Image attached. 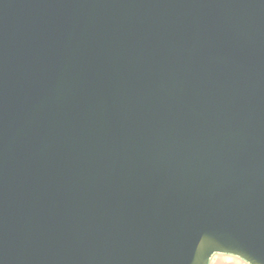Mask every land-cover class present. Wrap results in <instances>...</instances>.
I'll return each mask as SVG.
<instances>
[{
    "label": "water",
    "instance_id": "95a60500",
    "mask_svg": "<svg viewBox=\"0 0 264 264\" xmlns=\"http://www.w3.org/2000/svg\"><path fill=\"white\" fill-rule=\"evenodd\" d=\"M264 264V0H0V264Z\"/></svg>",
    "mask_w": 264,
    "mask_h": 264
},
{
    "label": "crops",
    "instance_id": "0c3cea01",
    "mask_svg": "<svg viewBox=\"0 0 264 264\" xmlns=\"http://www.w3.org/2000/svg\"><path fill=\"white\" fill-rule=\"evenodd\" d=\"M208 264H249L244 259L230 254L217 253L212 256Z\"/></svg>",
    "mask_w": 264,
    "mask_h": 264
}]
</instances>
